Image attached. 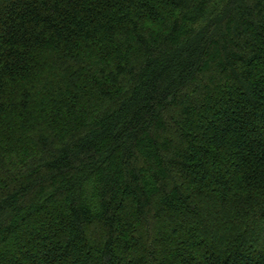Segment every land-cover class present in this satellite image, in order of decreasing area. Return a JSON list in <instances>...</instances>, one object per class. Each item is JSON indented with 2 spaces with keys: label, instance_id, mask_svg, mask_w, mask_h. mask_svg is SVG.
I'll return each instance as SVG.
<instances>
[{
  "label": "trees",
  "instance_id": "obj_1",
  "mask_svg": "<svg viewBox=\"0 0 264 264\" xmlns=\"http://www.w3.org/2000/svg\"><path fill=\"white\" fill-rule=\"evenodd\" d=\"M0 264H264V0H0Z\"/></svg>",
  "mask_w": 264,
  "mask_h": 264
}]
</instances>
